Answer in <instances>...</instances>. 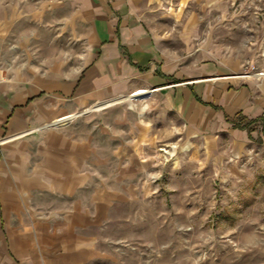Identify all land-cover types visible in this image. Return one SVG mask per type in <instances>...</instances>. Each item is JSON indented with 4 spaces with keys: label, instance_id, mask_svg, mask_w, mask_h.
<instances>
[{
    "label": "crops",
    "instance_id": "obj_1",
    "mask_svg": "<svg viewBox=\"0 0 264 264\" xmlns=\"http://www.w3.org/2000/svg\"><path fill=\"white\" fill-rule=\"evenodd\" d=\"M133 2L74 0L93 40L83 67L67 72L63 54L40 56L39 65L32 55L14 66L0 57V264H115L129 191L121 169L145 151L133 134L146 138L149 124L183 116L209 139L264 146V78L239 77L262 67L249 36L227 22L213 33L188 26L161 37ZM57 12H49L54 22ZM152 88L145 122L118 106L87 110L101 97Z\"/></svg>",
    "mask_w": 264,
    "mask_h": 264
},
{
    "label": "rangeland",
    "instance_id": "obj_2",
    "mask_svg": "<svg viewBox=\"0 0 264 264\" xmlns=\"http://www.w3.org/2000/svg\"><path fill=\"white\" fill-rule=\"evenodd\" d=\"M133 4L148 28L161 37L177 35L188 26L213 33L231 22V31L247 34V42L257 45L255 57L262 67L250 65L245 72L251 67L264 72V0ZM40 6L41 14L36 10ZM53 6L58 11L55 22L49 15ZM78 8L74 0H0L2 62L23 65L33 60L32 55V64L39 65L41 57L63 54L67 72L83 67L93 40ZM220 12L231 18L216 17ZM194 42L198 45L200 38ZM121 95L101 97L87 110ZM153 95L124 99L111 107L124 108L145 122ZM147 128L146 138H140L141 132L133 134V141L148 144L145 151L135 152L132 166L121 169L129 180L122 189L129 191L120 207L124 238L110 251L115 264H264V146L254 141L241 144L231 135L209 139L189 129L183 116H170Z\"/></svg>",
    "mask_w": 264,
    "mask_h": 264
},
{
    "label": "bare ground",
    "instance_id": "obj_3",
    "mask_svg": "<svg viewBox=\"0 0 264 264\" xmlns=\"http://www.w3.org/2000/svg\"><path fill=\"white\" fill-rule=\"evenodd\" d=\"M154 90H148V89H141V90H137V91H134L132 92L128 97L126 98H118V99H115V100H111V101H106L104 103H101L100 105H98L95 110H100V108H104V107H108V106H112L114 105L117 101L121 102L122 100H127V101H131L132 100V97L133 96H140V98H143L145 99V95L146 94H151ZM118 103V102H117ZM131 106L132 107H135L134 103H131ZM141 110V109H140ZM144 110V106L142 107V111ZM67 118V117H66ZM145 118V117H144ZM62 119V118H61ZM143 119V118H142ZM67 119L65 120H60L59 121V124L60 122H65ZM71 121V120H70ZM67 122V121H66ZM58 124V123H57ZM55 126V125H54ZM57 126V125H56Z\"/></svg>",
    "mask_w": 264,
    "mask_h": 264
},
{
    "label": "built area",
    "instance_id": "obj_4",
    "mask_svg": "<svg viewBox=\"0 0 264 264\" xmlns=\"http://www.w3.org/2000/svg\"><path fill=\"white\" fill-rule=\"evenodd\" d=\"M255 70V67H251L250 71L244 72L243 74L239 75L240 78L242 79H249L251 77H254L256 79H261L264 77V72H253ZM154 92L158 91L156 88H152ZM142 100L143 98H140V96H133L132 100Z\"/></svg>",
    "mask_w": 264,
    "mask_h": 264
}]
</instances>
